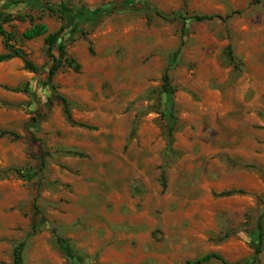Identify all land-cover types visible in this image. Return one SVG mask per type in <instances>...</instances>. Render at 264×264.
Instances as JSON below:
<instances>
[{"label":"rangeland","instance_id":"rangeland-1","mask_svg":"<svg viewBox=\"0 0 264 264\" xmlns=\"http://www.w3.org/2000/svg\"><path fill=\"white\" fill-rule=\"evenodd\" d=\"M15 1L0 14L32 21L1 28L36 70L0 64V264L22 242L24 264H184L211 253L250 264L264 212V0H48L57 15ZM36 23L47 34L65 26L77 72L64 66L47 84L45 36L23 38Z\"/></svg>","mask_w":264,"mask_h":264},{"label":"trees","instance_id":"trees-1","mask_svg":"<svg viewBox=\"0 0 264 264\" xmlns=\"http://www.w3.org/2000/svg\"><path fill=\"white\" fill-rule=\"evenodd\" d=\"M3 0H0L2 2ZM256 0L255 2H257ZM15 3L18 4H29L33 5L35 7H42V13L47 12L49 15H57L56 9L49 4L48 0H16ZM158 16L162 19H166V17H163L158 14ZM27 18L32 21L31 17L26 15V16H12V15H3L0 14V37L3 39L4 46L6 48V53L0 54V64L7 62L13 58H19L23 61L24 67L31 72H34L36 69L29 61L26 60L24 53L19 50L13 48V46L10 44L11 39L10 37L3 31L1 28L2 24L10 23L13 21H19V22H24ZM181 20H185L182 17H178ZM192 20L196 22H203V21H210L213 19L211 16H205V15H194L191 17ZM168 20V19H166ZM174 20V19H169ZM65 30V26H61L60 29L52 34H47L48 29L47 26L44 23H36V24H31V26L24 32L23 38L31 41L36 38L44 37V44L46 46V52L47 55L52 59V65L48 70V76H47V84H51L52 78L56 75L58 70H60L62 67L66 66L73 71L77 72L79 70V66L75 63L73 59H71L69 56H67L65 46L61 43V36L63 31ZM54 52L57 53V55H54ZM180 52V49H177L174 51L171 56L170 60L173 63L178 54ZM169 71H170V66H167L162 77V82H163V92L170 96L173 92V89L170 85V76H169ZM62 104H63V110L64 113L69 121H71V115L68 110V105L67 102L64 99H61ZM166 123L168 124V129L171 132L172 126L174 123V117L172 112L170 111L167 114H163ZM3 135L10 136L13 139H18L17 135H14L12 133H3ZM164 178L162 177V186H164ZM231 195V192H224L221 194V196H229ZM253 234H252V240L255 242L254 246V256L252 258V261L250 264H258L259 263V256L262 252V244H263V239H264V212L257 218V220L254 223L253 226ZM56 246L60 250V252L64 255V257L70 259V257L74 256V251L69 245V243L64 240L61 237L56 238ZM25 247V243L22 242L18 244L14 250H13V255H12V264H24L23 262V250ZM219 262L221 264H230L228 263L223 257H221L219 254H206L194 261H187L184 264H207L209 262Z\"/></svg>","mask_w":264,"mask_h":264}]
</instances>
